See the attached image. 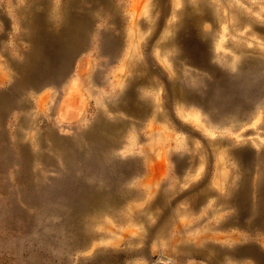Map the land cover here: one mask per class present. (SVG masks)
Returning a JSON list of instances; mask_svg holds the SVG:
<instances>
[{
  "label": "rangeland",
  "instance_id": "1",
  "mask_svg": "<svg viewBox=\"0 0 264 264\" xmlns=\"http://www.w3.org/2000/svg\"><path fill=\"white\" fill-rule=\"evenodd\" d=\"M92 1L75 7L77 38L69 31L68 0H44L48 57L42 56V80L17 85L11 97L16 108L0 109V264H218L215 257L264 264V208L256 204L262 174L254 163L264 152V0H141L136 13L135 0H108L105 8H92ZM29 2L36 0H0L8 30L0 55L12 78L0 82L4 105L2 92L21 84L16 69L33 51L21 22ZM186 10L187 24L201 19L193 30L205 47L207 68L173 46L167 52L159 46L161 37H177L168 29ZM188 37L185 32L181 38ZM131 40L155 88H134L140 73L122 70ZM114 41L118 49L104 46ZM54 42L62 57L55 63ZM221 75L236 93L225 110L203 97ZM173 81L185 83L196 101L172 97ZM127 94L132 105L136 96L146 100L142 115L128 111L122 102ZM183 111L201 126L183 119ZM99 114L121 128L117 149L96 144L90 152L83 137L80 152L68 147L60 155L53 147L51 135L72 142ZM234 149L249 154V168L243 155L231 154ZM236 183L243 193L234 205L228 200ZM205 191L211 194L195 204ZM94 194L107 197L108 209L81 216ZM227 246L238 249L234 257L225 255Z\"/></svg>",
  "mask_w": 264,
  "mask_h": 264
},
{
  "label": "bare ground",
  "instance_id": "2",
  "mask_svg": "<svg viewBox=\"0 0 264 264\" xmlns=\"http://www.w3.org/2000/svg\"><path fill=\"white\" fill-rule=\"evenodd\" d=\"M81 1L82 0H68L72 12H71V14H68V15L66 14L67 15L66 18H67L68 23L70 25L69 28H71V30H69V31H70V33H71V35L73 37H77V38H78V33H79V20L80 19H79L78 14H75V12H76V10H75L76 8L75 7H79L80 4H81L80 3ZM140 1L141 0H135V6L133 8V12L134 13L137 12V7L136 6L138 4H140ZM92 2H93V7H92V3H91V7L92 8H95L97 6H100V7L103 6L105 8V7L109 6V4H108L109 1L108 0H93ZM142 6H144V5H142ZM41 7L42 6L40 5V3H38V4L36 2L35 3H31L28 6L29 12L25 14V19L26 20L24 19V23H25V27H26V30L28 32L29 38H31V41L33 42V46H32L33 47L32 48L33 51H32L31 54H26L28 56L26 57L25 61L22 63L21 66L18 67V69H16L20 73V77L18 78V82H20L21 84H17V81H16V83L11 88H9L7 90L9 92H7V91H6L7 93L6 92H2V97L5 96L6 99L8 100L5 104H11V105L15 104L14 99H12L11 97H12V93L18 92V89H17L18 86L17 85H22L23 84L24 86H26V85L32 84L34 82L37 83L38 80L39 81L42 80V76H41V71H42V66H43V64H42L43 63L42 62V60H43L42 56H44L43 54H44L45 51H43V50L46 47L45 44H43L42 40H43L44 36L47 37V34H46V28H45L46 24H43L44 22L42 21V19H43V14L42 13H43L44 10H40ZM144 8H145V6H144ZM203 9H204V11L206 10L205 6H203ZM203 9H201V10H203ZM69 12H70V10H69ZM114 13H116V11ZM189 14H190L189 11L186 10L185 12L180 13L178 15L179 21L176 24L171 25L169 27V29H168L169 31L173 32L177 37L176 38H169L167 36H163V37H161V39L159 41V46L163 50H165V52H167V50H169L173 46L174 48H176L178 50V52H181L183 55H187L189 61H194L196 63H200L201 65H203L204 67L207 68L209 66L205 62V61H207L206 60L207 56H206L205 51H204L205 47L201 43H198V39H197V37L195 35V30H193V29H196V26H198V24L201 22V19L198 18V17H193V19H194L193 23L191 25L187 24L185 22V19L189 18ZM204 17L208 18L207 15L206 16L204 15ZM62 18H63V16H62ZM237 18H238V16H237ZM147 25L144 24L143 27H146ZM150 27H154V25L151 24ZM185 32L189 33L190 37L182 39L181 38L182 34L184 33V36H185ZM137 37H139V36H137ZM202 38H206V36L204 35V36H202ZM133 39H136V37L133 38ZM134 42L135 41H133V40L130 41V43H129L130 44V49H128L127 52L125 53V56H123L124 59H123L122 70L125 69V68L127 70L136 69L140 73L136 77H134L133 81L131 82V84L134 85V88H136V89L139 88V84H142V83L143 84L144 83L145 84H149V88H155L156 83L152 79L150 72L146 70L145 65L140 63V61L138 60V57L136 56V53H135V50H134V46L136 47V44H134ZM71 46H72V48L76 47V43L72 42ZM104 46L105 47L109 46L110 48L112 46L114 49H115V47H116V49H118V42L114 41V42H111V43H108V44L106 43ZM47 47H49V46H47ZM57 49H58V47H56V44L54 42V52H55L53 54L54 55L53 56L54 63L56 62V60L58 61L60 58H62L61 56L58 55V54H61V53L58 52ZM44 57L47 58L48 56H44ZM227 64L229 65V63H227ZM233 65L234 64L231 63V65L227 66V68H229V67L232 68ZM219 67H220V64H219ZM219 67H217V68H219ZM195 69H196V67H195ZM243 71H244L243 69L239 70L240 73H239L238 77H240V79H243L242 77L245 76V71L244 72ZM120 72H121V70H120ZM45 77H46V75H45ZM124 78H125V76H124ZM122 80H123V78H122ZM227 82H229L228 79H226L224 77V75H221L220 78L216 79L215 82L213 83V86L211 88L212 91L205 92V95H203V97L206 98V99L210 98L212 103L211 102H209V103L211 105L218 104L219 108L220 107L223 108L222 110L227 109V106L231 104L230 100H231L232 96L236 94L235 91L231 89L232 86L228 85ZM233 83H235V82H233ZM126 84H127V82H126ZM184 86H186L185 83L181 85V84H178L176 81L170 82L169 85H168L170 95L172 97H176V98H178V99H180V100H182L184 102H194L193 100L196 101V96H194L190 92H188L186 90V88H184ZM233 87H234V84H233ZM135 92H137V90ZM126 97L127 98L124 97V100L122 102H124V105L126 106L128 111H130V108L132 107V108H135V110L139 113V115H142L143 114V110L146 109V103H145L146 100L143 99V98H138L137 96L135 98L133 97L135 101H134V103L132 105L131 99L128 98V94L126 95ZM9 101H12V102H9ZM220 102H221V105L223 104L222 106L219 105ZM0 104H1V102H0ZM108 104H109L110 108H114L116 106V105L111 104V103H108ZM202 105H204V104H202ZM119 107H120V105H119ZM237 111L240 112V111H243V109H239V110L237 109ZM0 113H1V111H0ZM180 114H181V117L183 119L189 120V122H192L194 125L201 126V124H199L198 119L195 118L196 115H191L190 116V114H187L184 111H183V113H180ZM154 115H156L158 119H164V115H160L159 113H156V112H154ZM23 123L25 124L26 121L23 120ZM50 137H51L50 139H51V143L53 144V147H55L58 150V153L60 155H62V153H64L67 150L68 147L74 148V150L73 149L72 150L75 151V152H77V151L80 152V150L78 148H81V141L80 140H81L82 137L85 138V140L87 141L88 148H89L90 152H91L92 147L95 146L96 144H99L100 146H103L105 148L111 147L112 149H117L118 146L120 145L122 134H121V128L118 125H114L113 122L109 123L108 121H105L103 116H102V114H99L98 117H97L96 123H94L92 125V127L88 131L80 133V135L74 141L72 140V142L71 141H67L65 139H61V138L55 137V136L53 137V135H51ZM221 141H223V140H218V142H221ZM149 151H150V149H149ZM150 153H153V152H150ZM27 154H28V152H26L23 149L22 153L20 155V157H23L24 163H22V165H23L25 170H27V169H29L31 167L30 162H28L29 161L28 160L29 156H27ZM231 154H234L235 156L243 155L242 159L244 158L246 160L245 161L243 159V162H244V164L247 163L246 164V166L248 165L247 168H249V166L252 163L251 157L249 156V154L245 150H242V149L236 150V149H234V150H231ZM4 155L5 154H3V157H4ZM5 157L9 158L11 160L12 156L9 155V154H6ZM111 158H113V157H111ZM30 160H32V159H30ZM254 163H257V165H259V167H261V174L262 175L260 177V183L258 184V187H257L259 196H258V200H256L257 201L256 204H258L260 210L261 209L263 210V208H264V152H262V153H260V155H258V158L255 159ZM218 178L222 179V180L225 179V177H222V174L220 172L218 173ZM236 186H237L236 188H234V189H232L230 191L232 194L230 195V198L228 200L230 203H232L234 205H237V204L240 203L241 199L239 198V195L241 193H243L240 190L241 185L236 183ZM207 191L199 193L198 196L195 198L194 203H195L196 200L197 201H203L204 198H206L208 195L211 194L210 192H207ZM129 193H130L129 196H135L137 194L134 191H129ZM117 198H121V196H116V194H115L114 199H116V201H118ZM89 199L90 200L93 199V200L91 202H90V200L86 201V203L82 207V210H81V213H80L81 216H87V215L93 214V212L101 213V212H103V210H106L109 207L108 204H106V199H107L106 196H101V195H98V194H94L92 197H89ZM258 213H259V211H258ZM139 219H140V217H139ZM182 232H183V230H182ZM92 245H94V244H92ZM247 247L248 248H246V249H247V251H249V249H251L250 244H247Z\"/></svg>",
  "mask_w": 264,
  "mask_h": 264
},
{
  "label": "crops",
  "instance_id": "3",
  "mask_svg": "<svg viewBox=\"0 0 264 264\" xmlns=\"http://www.w3.org/2000/svg\"><path fill=\"white\" fill-rule=\"evenodd\" d=\"M32 2H29L28 4H27V7L31 4ZM36 3L38 4V3H40V5L42 6L41 8H40V10H44V0H36ZM23 12H24V15L26 14V13H28L29 12V10H28V8H26L25 9V11H21V14L23 15ZM5 14H4V11H2V6H1V3H0V24H1V28H0V50H2V46H3V44H4V40H5V38H4V30H6L5 28H4V23H7V19L5 18ZM26 20V19H25ZM21 22L24 24V26H25V23H24V19H22L21 18ZM26 28V27H25ZM6 31H8V30H6ZM1 56H3V55H0V82L1 83H6L7 81H8V79H12L11 78V74H9V72H8V69H7V67H6V65L4 64L5 62L3 61V59L1 58ZM22 64H19V66H21ZM17 68V67H16ZM18 69V68H17ZM15 81H16V79H15ZM15 81H14V83H15ZM23 94H27V89H24V91H23ZM6 105V106H5ZM0 104V109H4L5 108V111L6 110H8V111H11L13 108H16V107H13V105H10V104ZM197 197V196H196ZM195 197V198H196ZM195 198H194V200H195ZM198 202H201V201H195V204L196 203H198ZM235 217V216H234ZM231 237H233L234 238V236H231ZM215 249V248H214ZM225 250H224V252H225V255L227 254V256H235L236 254H237V252H236V249L235 248H232V247H226V248H224ZM190 251H191V249H189ZM238 250V249H237ZM241 250H244V249H241ZM218 252H220V250H218ZM186 254H190V252H186ZM215 262L216 263H218V264H229V263H227V262H225V261H223L222 260V258H216L215 257Z\"/></svg>",
  "mask_w": 264,
  "mask_h": 264
}]
</instances>
